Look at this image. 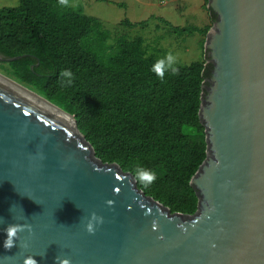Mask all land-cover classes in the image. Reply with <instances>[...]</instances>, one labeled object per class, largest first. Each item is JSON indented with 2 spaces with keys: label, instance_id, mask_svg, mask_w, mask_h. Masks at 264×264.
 Here are the masks:
<instances>
[{
  "label": "water",
  "instance_id": "water-1",
  "mask_svg": "<svg viewBox=\"0 0 264 264\" xmlns=\"http://www.w3.org/2000/svg\"><path fill=\"white\" fill-rule=\"evenodd\" d=\"M208 8L213 70L201 87L206 157L190 180L192 215L147 196L95 156L73 116L0 72V264H264V0ZM91 212L103 222L89 234ZM8 223L31 231L5 249Z\"/></svg>",
  "mask_w": 264,
  "mask_h": 264
},
{
  "label": "trees",
  "instance_id": "trees-1",
  "mask_svg": "<svg viewBox=\"0 0 264 264\" xmlns=\"http://www.w3.org/2000/svg\"><path fill=\"white\" fill-rule=\"evenodd\" d=\"M209 29L171 27L177 36H206ZM108 39L100 20L59 0L0 8V54L20 57L2 62L6 76L73 116L102 162L132 175L137 163L153 170L156 180L137 187L172 213L192 215L198 198L190 180L206 157L201 87L212 65L178 64L176 75L160 79L150 70L159 58L146 53L142 37L112 45ZM62 69L74 73L70 86L61 82Z\"/></svg>",
  "mask_w": 264,
  "mask_h": 264
},
{
  "label": "rangeland",
  "instance_id": "rangeland-1",
  "mask_svg": "<svg viewBox=\"0 0 264 264\" xmlns=\"http://www.w3.org/2000/svg\"><path fill=\"white\" fill-rule=\"evenodd\" d=\"M18 4L19 0H0V8ZM67 9L100 20L103 29L109 32L107 45H112L118 37L139 36L150 56L161 58L171 51L178 64L205 61L206 36H177L171 27L211 28L208 0H68ZM130 24L137 25L130 27ZM1 64L7 65L0 61V72L4 73Z\"/></svg>",
  "mask_w": 264,
  "mask_h": 264
},
{
  "label": "clouds",
  "instance_id": "clouds-1",
  "mask_svg": "<svg viewBox=\"0 0 264 264\" xmlns=\"http://www.w3.org/2000/svg\"><path fill=\"white\" fill-rule=\"evenodd\" d=\"M59 4L66 6L67 0H59ZM150 70L160 79H164L165 72L169 73V75H176L179 71L176 55L171 51L167 52L163 57L157 59L152 64ZM59 77L65 86H70L75 78L74 73L70 69H62L59 72ZM132 173L136 181L144 186L150 185L157 178L156 173L153 170L139 163H137L132 169ZM14 207V204L10 206V213ZM0 222H2V220H0ZM102 222L103 218L101 216H98L95 212H91L84 223V230L87 233L92 234L94 233L96 226L100 225ZM25 229L31 231V226L26 223H8L5 229V238L2 243L3 248L10 249L16 245L18 239L17 233L24 231ZM21 246L27 247L26 244ZM23 264H37V262L32 256H26L23 260ZM56 264H70V260L67 258L56 257Z\"/></svg>",
  "mask_w": 264,
  "mask_h": 264
},
{
  "label": "flooded vegetation",
  "instance_id": "flooded-vegetation-1",
  "mask_svg": "<svg viewBox=\"0 0 264 264\" xmlns=\"http://www.w3.org/2000/svg\"><path fill=\"white\" fill-rule=\"evenodd\" d=\"M207 53H208V52H207ZM208 61H210V59H209ZM207 64H208V63H207ZM209 64H210V63H209ZM211 65H212V64H211ZM212 70H213V66H212V68L210 69L209 77L206 79V81H207V85L209 84V83H208V80H209L210 77H211Z\"/></svg>",
  "mask_w": 264,
  "mask_h": 264
}]
</instances>
